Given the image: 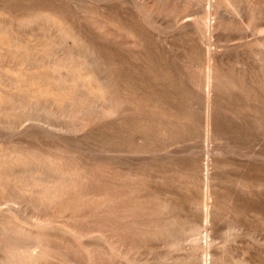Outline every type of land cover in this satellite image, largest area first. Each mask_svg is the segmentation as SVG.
<instances>
[{
  "label": "rangeland",
  "instance_id": "374dc122",
  "mask_svg": "<svg viewBox=\"0 0 264 264\" xmlns=\"http://www.w3.org/2000/svg\"><path fill=\"white\" fill-rule=\"evenodd\" d=\"M210 2L0 0V264H264V0Z\"/></svg>",
  "mask_w": 264,
  "mask_h": 264
},
{
  "label": "bare ground",
  "instance_id": "6f19581e",
  "mask_svg": "<svg viewBox=\"0 0 264 264\" xmlns=\"http://www.w3.org/2000/svg\"><path fill=\"white\" fill-rule=\"evenodd\" d=\"M204 1V0H203ZM210 1H212V0H208V3L210 2ZM211 3V2H210ZM205 5H207V7H208V4L207 3H205ZM209 8V7H208ZM211 9V8H210ZM211 11V10H210ZM209 12V11H208ZM237 12V11H236ZM215 13H216V11H215ZM238 13V12H237ZM198 14V13H197ZM190 15V14H189ZM210 14L208 13V16H209ZM236 15V14H235ZM240 15V14H239ZM192 16V15H191ZM195 16V15H194ZM193 16V17H194ZM187 18V17H186ZM185 18V19H186ZM197 18V17H196ZM188 19V18H187ZM209 21V20H208ZM211 22V21H210ZM210 31V30H209ZM210 33V32H209ZM208 36V35H207ZM207 41V40H206ZM203 44V43H202ZM208 46V45H207ZM210 50H211V48H210ZM208 51V53H207V84H206V87H207V97H206V100L204 101V103H205V114H206V131H207V138H206V141L207 142H211L210 140H211V138L214 136V131H213V114H214V111L216 110V109H213V102H214V100H212V95H211V91H212V79L214 78H212V73H213V70L212 69H216V68H212V53H211V51ZM214 50V49H213ZM216 52V51H215ZM216 55V54H215ZM215 58H216V56H215ZM216 71V70H215ZM51 75V74H50ZM55 80V79H54ZM95 92V91H94ZM205 92V91H204ZM127 93H129V92H127ZM70 97V96H69ZM16 99V98H15ZM69 99H71V97L69 98ZM105 99V98H104ZM7 102V101H6ZM107 102V101H106ZM106 102H104V103H106ZM53 103H55V102H52V104ZM127 103H129V101L127 102ZM133 103H134V101H133ZM62 104V103H61ZM106 105V104H105ZM130 106H131V104H130ZM136 107V106H135ZM134 109H133V107H132V111H133ZM131 111V112H132ZM25 120H27V119H25ZM25 120H24V122H25ZM28 121V120H27ZM33 122V121H32ZM18 125V124H17ZM51 126V125H50ZM53 126V125H52ZM206 143V142H205ZM210 145V144H209ZM207 146V145H206ZM211 146V145H210ZM213 146V145H212ZM206 148V147H205ZM168 149H170V148H168ZM158 150V149H157ZM161 150V149H160ZM166 150V149H165ZM207 150V149H206ZM156 152V151H155ZM165 152V151H164ZM204 152V151H203ZM148 153V152H147ZM152 153V152H151ZM154 153V152H153ZM205 153V152H204ZM208 153V152H207ZM137 154V153H136ZM141 154V153H140ZM157 154V153H156ZM137 156V155H136ZM207 156V155H206ZM253 156V155H252ZM208 157V156H207ZM211 157V156H210ZM206 158V157H205ZM204 158V159H205ZM212 158V157H211ZM254 158H255V156H254ZM260 158V157H259ZM204 159H202V160H204ZM206 162H205V169H206V173H205V177H204V180H205V187H206V192H205V194H204V203H203V205H204V209H205V222L208 224V222H209V216H210V206H211V186H210V181H212V178H210V166H211V163H210V159L208 158L207 160H205ZM212 161V160H211ZM200 162V161H199ZM197 164H198V162H196ZM202 163V162H201ZM212 163H213V161H212ZM213 165V164H212ZM212 168H213V166H211ZM211 168V169H212ZM197 169V168H196ZM204 172V171H203ZM214 177V176H213ZM211 179V180H210ZM39 189V188H38ZM11 200V199H10ZM1 201V200H0ZM8 201V200H7ZM12 201V200H11ZM201 203H202V201H201ZM13 204V203H12ZM20 204V203H19ZM3 205V204H2ZM16 205V204H15ZM201 205V204H200ZM4 206V205H3ZM2 206V207H3ZM212 206H213V204H212ZM211 206V207H212ZM5 207V206H4ZM9 207V206H8ZM19 207H20V205H19ZM6 208V207H5ZM10 208V207H9ZM15 208V207H14ZM11 210H13V209H11ZM15 211V210H14ZM208 226V225H207ZM206 226V227H207ZM205 228V227H204ZM207 229V228H206ZM205 230V229H204ZM207 231H209V230H207ZM207 233V232H206ZM7 238H8V236H7ZM37 244V243H36ZM33 248V247H32ZM31 248V249H32ZM29 250V249H28ZM28 250H27V252H28ZM35 250H36V248H35ZM207 250V249H206ZM35 252V251H34ZM40 252V251H39ZM208 252V251H207ZM30 253H32L31 251H30ZM29 253V254H30ZM204 253H206V251L204 252ZM206 255V254H205ZM208 255V254H207ZM207 260V259H206ZM207 262V261H206ZM7 263V262H6ZM10 263V262H9ZM208 263V262H207Z\"/></svg>",
  "mask_w": 264,
  "mask_h": 264
}]
</instances>
